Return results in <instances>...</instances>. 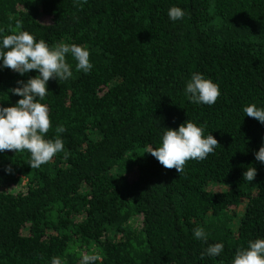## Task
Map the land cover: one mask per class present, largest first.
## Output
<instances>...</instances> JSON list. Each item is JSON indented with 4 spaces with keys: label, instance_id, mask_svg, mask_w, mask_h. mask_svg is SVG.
<instances>
[{
    "label": "trees",
    "instance_id": "16d2710c",
    "mask_svg": "<svg viewBox=\"0 0 264 264\" xmlns=\"http://www.w3.org/2000/svg\"><path fill=\"white\" fill-rule=\"evenodd\" d=\"M173 5L186 11L175 23ZM17 21L50 47L87 46L93 68L76 71L66 54L73 76L50 79L41 101L45 138L62 125L67 157L31 168L27 151L0 153V264H80L93 252L96 264H230L264 238V163L253 155L264 124L242 113L264 106V0H0V29ZM194 72L219 85L214 104L185 97ZM37 74L0 70V105H15L10 89ZM185 120L220 146L178 174L144 152ZM217 242L221 255L202 257Z\"/></svg>",
    "mask_w": 264,
    "mask_h": 264
},
{
    "label": "clouds",
    "instance_id": "9594fccd",
    "mask_svg": "<svg viewBox=\"0 0 264 264\" xmlns=\"http://www.w3.org/2000/svg\"><path fill=\"white\" fill-rule=\"evenodd\" d=\"M186 11L179 6H171L167 11L170 21L183 20ZM5 34L0 29V70L11 69L20 76L35 70L38 74L25 80H18L17 87L10 89L13 95L20 97L15 105L4 107L0 105V153L8 151H27L30 155L28 164L31 168H40L60 152L65 145L59 134L65 131L62 125L56 127L57 137L46 139L51 127L49 108L42 103L47 96V82L50 79L68 80L73 76L72 65L66 60L70 54L76 61L75 70L88 73L93 64L89 60L90 52L87 46L58 43L54 47L43 39L37 40L33 34L24 30L22 23L17 21L14 29ZM185 97L195 104L212 105L220 96L219 85L202 73L194 72L185 82L183 89ZM243 116L254 118L264 124V106L249 103L242 106ZM158 146L149 148L144 153L151 154L164 168L183 172L188 160H203L214 152L217 139L209 132L190 120H185L176 129L161 127ZM255 160L264 163V142L258 151L253 153ZM257 175L256 168L248 167L242 177L251 183ZM193 238L207 241L208 233L203 227L193 229ZM224 250L223 243L210 244L202 253V257H218ZM99 255L83 254L80 264H96ZM50 264H63L60 257H52ZM230 264H264V238L249 240L246 247H240Z\"/></svg>",
    "mask_w": 264,
    "mask_h": 264
},
{
    "label": "rangeland",
    "instance_id": "374dc122",
    "mask_svg": "<svg viewBox=\"0 0 264 264\" xmlns=\"http://www.w3.org/2000/svg\"><path fill=\"white\" fill-rule=\"evenodd\" d=\"M244 202H245V201L242 202L241 206H240L239 209H238V212H237L238 216H240V215L242 214V212H243Z\"/></svg>",
    "mask_w": 264,
    "mask_h": 264
}]
</instances>
